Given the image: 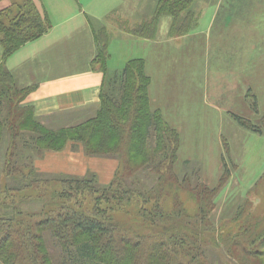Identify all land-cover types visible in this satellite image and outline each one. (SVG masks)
I'll list each match as a JSON object with an SVG mask.
<instances>
[{"label": "rangeland", "instance_id": "1", "mask_svg": "<svg viewBox=\"0 0 264 264\" xmlns=\"http://www.w3.org/2000/svg\"><path fill=\"white\" fill-rule=\"evenodd\" d=\"M44 1L54 4L57 0H0V11L6 10L8 13L18 5L32 4L43 16ZM157 1L74 0L75 4L78 3L87 12L97 13L99 18L92 19L93 23L104 24L110 32L107 49L109 53L107 68L110 73L121 69L126 59L139 56L147 60L150 73L149 75L146 71L147 75L153 78L152 75L156 74L162 81L156 86L157 88L150 89L152 82L150 80L149 98L150 96L155 98V102L152 100L150 105L153 109H159L162 114L165 112L167 117L163 114L164 118L172 127L175 126L180 138L172 169L177 179L168 181L171 182L167 185L168 191L165 189L164 194L161 195L159 201L162 210L169 213L175 203L182 202L185 214L183 220L188 223V228L199 224L196 213L199 205L193 190L203 184L214 187L219 182L223 168H226L229 170V176L221 186L214 190L209 189L210 192L205 191L203 195L206 200L204 203L208 204L207 215L201 219L202 228L205 229V240H203L206 241L204 256L209 264H264V251L256 256L246 255L239 247L242 240L246 242L249 240V231L243 229L241 225L243 221L250 219L253 225L257 222L255 226L257 229L264 227V127L261 133L252 132L238 125L230 115L234 110L235 113L255 122L259 120L261 110L264 108V89L256 93L258 112H254L250 106L251 93L245 94L244 90L242 94L230 93L233 89L231 87L225 92L220 91L219 95H214L210 91L214 80H223L227 86L231 77L233 79L235 77L233 71L229 70L230 74H227L226 70H222L216 59L215 49L210 43V40L215 39L217 27L212 18L217 0L193 1L190 9L195 18L197 17V23L188 32L187 37L185 34L170 36L168 27L171 18L162 17L157 30L158 48L140 49L136 44L141 38L133 34L131 29L150 19ZM225 1L221 6H224ZM259 1L257 0L254 6L258 7L262 12L259 13L263 15L264 0ZM256 20L255 17L254 25ZM263 51L261 46L257 47V52L250 51L246 47L237 48L234 57H230L236 59L241 55L244 58L252 54V63L249 57H246L245 60L248 61L246 63H243V59L237 62L232 60L234 69L241 67L245 72L250 68L253 69L255 55H258L261 62L258 65H264V57L261 56L264 55ZM14 52L12 56L16 54ZM11 55L3 58L0 47V66L11 72L18 89L31 86V90L22 97L20 108H33L26 99L36 87V84L31 82L36 80L25 78L23 71H10L7 62ZM152 70L153 74L150 72ZM222 71H225V76ZM156 89L159 93L155 91ZM173 100L175 103L171 105ZM175 108L178 126L167 119L170 118L169 111ZM33 115L43 127L52 130L76 125L94 114L87 115L89 117L85 116L78 122L73 118L56 122L42 121L34 112ZM9 132L7 128L0 134V215L5 210L11 212L13 205L18 206L22 212L16 218L28 220L32 224V232L42 238L41 243L56 264H80L75 259L76 256H64L65 252L54 239L50 228L40 225L41 220L46 216L45 212L55 206L50 203L58 201L56 194L52 196V193L53 190L59 192L64 187L60 180L93 173L96 186H106L114 179L117 170H121V159L116 155H86L82 144L76 141L66 142L59 150L42 149V154L39 155L32 144L33 133L22 128L19 131L20 135L15 139ZM13 140L19 142V149L14 150V156L10 158V142ZM8 163H12L11 168L16 167L15 165L21 167L16 169L23 171L25 175L29 172L28 166H32L34 176L39 182L34 183L30 180L29 185H23L17 174L7 169ZM127 177V183L134 186L140 182L147 187H153L155 183V175L149 169L141 168L134 175ZM90 196L91 194L85 193L81 198L82 203L89 204ZM68 200L74 204L71 199ZM142 202H144L142 198L129 205H125L124 202L122 205H117V208L110 213L113 221L122 230L120 233L125 234V228L141 232L143 223L139 215H144L141 210L143 207L152 209L154 205L153 200H149L146 205ZM187 216L189 218L186 219ZM156 219L158 224L170 223L164 219L159 220L158 217ZM135 227L139 229H134ZM152 230L150 232L154 234ZM254 248H257V245L251 250ZM0 264L5 263L0 259Z\"/></svg>", "mask_w": 264, "mask_h": 264}, {"label": "trees", "instance_id": "2", "mask_svg": "<svg viewBox=\"0 0 264 264\" xmlns=\"http://www.w3.org/2000/svg\"><path fill=\"white\" fill-rule=\"evenodd\" d=\"M193 1L158 0L150 19L132 28L131 32L153 38L160 19L168 16L171 18L169 35L186 34L196 24L195 15L190 9ZM50 27L48 14L44 11L41 16L32 4L18 5L8 13L6 10L0 11L3 58L25 42L38 38ZM94 37L97 43L94 62L104 73L100 102L94 115L76 125L52 130L43 127L34 118L32 107L20 108L22 97L31 90V86L18 89L11 72L0 66V134L8 128L16 139L20 129L29 130L34 134L31 140L39 155L42 149L59 150L66 142L76 141L82 144L86 155H116L121 159L123 169H118L114 179L106 186H96L93 173L60 180L64 187L52 193V196L56 194L58 201L49 202L55 206L45 212L40 225L50 228L54 239L65 252L64 256L74 255L80 264H209L204 256L206 241L201 219L207 215L208 204L204 203L203 195L205 191L209 193V189L219 188L229 176V170L223 168L214 187L203 184L193 190L199 205L196 211L199 224L188 228V223L183 220L182 202L175 203L169 213L164 212L159 200L165 189L168 191L167 185L171 184L168 181L177 179L172 169L180 144L179 133L159 109H153L150 105V76L145 70V60L129 59L121 70L109 73L108 33L101 28L95 31ZM251 96L250 106L254 112H258L256 97ZM230 115L238 125L252 132L261 133L264 127V110L256 122L236 113ZM10 146L11 158L14 150L19 149V142L13 140ZM11 165L8 163L7 169L17 174L23 185H29L30 180L39 182L32 166H28L30 169L25 175L16 169L21 167L15 165L11 168ZM141 168L149 169L155 175L153 187L140 182L135 186L127 183V176L134 175ZM85 193L91 194L89 204L82 203L81 198ZM141 198L145 205L149 200H153L154 204L152 209L143 207L141 210L144 212V215H139L143 223L141 232L125 228V234L120 233L122 230L110 213L117 205L124 202L129 205ZM21 212L18 206L13 205L11 212L5 210L0 215V259L5 264H56L41 243L42 238L32 232V224L16 218ZM157 217L170 223L158 224ZM241 225L249 231V240H242L239 247L246 255L263 253L264 227L255 228L257 222L253 225L250 219ZM255 245L257 248L251 250Z\"/></svg>", "mask_w": 264, "mask_h": 264}, {"label": "crops", "instance_id": "3", "mask_svg": "<svg viewBox=\"0 0 264 264\" xmlns=\"http://www.w3.org/2000/svg\"><path fill=\"white\" fill-rule=\"evenodd\" d=\"M217 1V7L212 15L213 23L217 25L216 33L214 34L215 39L210 40V43L212 48L215 49L216 59L222 70H226L227 74H230L229 70L233 71L235 77L234 79L231 77V81L227 83V86H225L223 80H214L210 91L214 95H219L220 91L225 92L231 87L233 89L230 93L242 94L244 90L245 94L255 95L257 101L256 93L264 89V65H258L261 62H259L258 55H255L253 69L250 68L248 72H245L239 67L235 70L233 61L237 62V60L243 59V63H246L248 61L245 59L249 57V61L252 63V54L244 58L238 55L236 59H232L230 56L234 57L236 49L241 47L249 48L250 51L255 52H257V47L261 46L264 49V11L262 15L261 10L259 11L258 7L254 6L255 2L257 4V0ZM224 1V6H221ZM258 2L260 1L258 0ZM42 5L49 16L51 27L44 34L27 42L14 52L16 54L9 57L7 67L12 72L23 71L25 72V78L36 80L31 82L36 84V87L29 94L26 101L33 106V112L39 120L56 122L57 120L65 121L73 118L78 122L83 117L94 114L100 102V90L104 73L99 70L94 62L97 53L94 33L101 28H105L110 41V32L104 24L95 25L93 23L92 19L99 18L96 15L97 13L87 12L78 3L75 4L74 0H57L54 4L44 1ZM255 17L257 22L254 25ZM187 34H185V37H187ZM139 38L141 39L137 41L138 44L136 45L140 49L153 47L156 50L158 48V44H156L157 32L153 38L142 36H139ZM214 42L216 45H214ZM261 56L264 57V55ZM132 58H143L145 60V70L150 75L146 58L130 57L125 60V63ZM237 65L240 64L237 63ZM150 72L151 74L154 73L153 70ZM222 73L225 76V71H222ZM152 76L153 78L150 76L152 81L150 89L152 87L155 89L162 81L158 79V75L155 74L154 76L153 74ZM155 91L159 93L157 89ZM152 100L155 102V98L150 96L151 104ZM174 103L173 100L171 105ZM215 104L219 105L218 103ZM160 109L164 112L162 107ZM176 110V108L170 110V118L167 119L178 126L179 123L175 119L174 112ZM263 110L264 108L261 111ZM231 112L235 113L234 110ZM164 115L166 116V114ZM204 178L207 180V177L204 176Z\"/></svg>", "mask_w": 264, "mask_h": 264}]
</instances>
